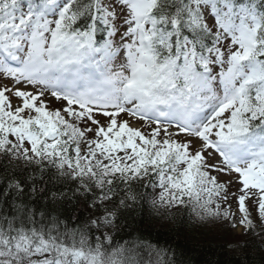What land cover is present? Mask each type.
<instances>
[{"label": "snow or ice", "instance_id": "snow-or-ice-1", "mask_svg": "<svg viewBox=\"0 0 264 264\" xmlns=\"http://www.w3.org/2000/svg\"><path fill=\"white\" fill-rule=\"evenodd\" d=\"M144 205L264 242V0H0V264H186Z\"/></svg>", "mask_w": 264, "mask_h": 264}, {"label": "trees", "instance_id": "trees-1", "mask_svg": "<svg viewBox=\"0 0 264 264\" xmlns=\"http://www.w3.org/2000/svg\"><path fill=\"white\" fill-rule=\"evenodd\" d=\"M132 217L133 226L146 234L175 241L180 246L177 252L186 264H264V242L259 238L236 236L233 242L226 235L203 238L200 225L205 224L194 217L190 218L185 211L176 214L175 220L166 222L156 215L150 205H144L135 209Z\"/></svg>", "mask_w": 264, "mask_h": 264}, {"label": "rangeland", "instance_id": "rangeland-1", "mask_svg": "<svg viewBox=\"0 0 264 264\" xmlns=\"http://www.w3.org/2000/svg\"><path fill=\"white\" fill-rule=\"evenodd\" d=\"M203 223L205 225H202V224L200 225L201 230L204 233L203 238L213 239V238L226 235L227 239L230 240V242H233L237 239L236 233L230 231L227 225L220 224V223H212V222H209L210 224L208 222H203Z\"/></svg>", "mask_w": 264, "mask_h": 264}]
</instances>
